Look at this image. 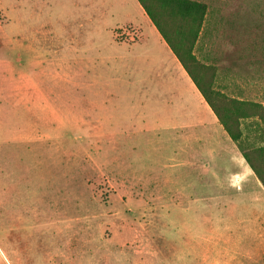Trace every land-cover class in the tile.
Segmentation results:
<instances>
[{
    "label": "rangeland",
    "instance_id": "obj_1",
    "mask_svg": "<svg viewBox=\"0 0 264 264\" xmlns=\"http://www.w3.org/2000/svg\"><path fill=\"white\" fill-rule=\"evenodd\" d=\"M199 1L194 55L214 89L264 103V0ZM142 17L136 0H0V264H151L166 237L140 200L215 198L214 227L236 203L252 238L264 223V190L219 123L149 103Z\"/></svg>",
    "mask_w": 264,
    "mask_h": 264
},
{
    "label": "crops",
    "instance_id": "obj_2",
    "mask_svg": "<svg viewBox=\"0 0 264 264\" xmlns=\"http://www.w3.org/2000/svg\"><path fill=\"white\" fill-rule=\"evenodd\" d=\"M144 16L147 18L146 20L150 22L143 11L142 19ZM127 24L131 23L127 22ZM149 24L151 25H148V30L152 37H140L137 40L134 39V43H132V46H137L142 42L146 44V42L150 41L152 45L151 50L148 51V53L151 54L147 56L144 61L147 75L144 78L141 74L138 76L144 86H146V84L150 86L148 93L149 103L151 105L155 104L156 108L165 109L169 113L174 111L173 114L177 118L175 124L177 125H183V122L187 120L188 117L192 118V124L205 127L208 122L212 124L217 122L212 111L164 40L158 34L155 27L151 22ZM137 26H139V24H137ZM199 40L200 36L194 45L193 54L196 56L200 53ZM132 52L136 53V50H132ZM140 61L138 62L140 63ZM138 71H140L139 67ZM168 116L170 117V115ZM250 122L252 123L253 120H250ZM223 153H225V151L220 150L218 152L219 155H223ZM243 162H245L244 159L243 161L240 159V164H242L241 169L246 177L250 178L251 176H254L246 162ZM234 177L240 178L236 175ZM255 182L260 188H262L256 177ZM216 183L221 184L220 179H218ZM242 200L243 199H240L238 202H241ZM260 200L261 202H264L263 194L260 196ZM138 202H147L146 205L150 206L148 211H143V214L140 213L144 216L148 213V216L152 218L148 222H144L146 223L147 228L150 230H163L166 237L165 247L162 251L157 252L161 254L165 253L164 256L152 259L151 264L264 263V223H262L259 229L256 230V235V231L253 233L252 238L249 223H241L237 218L238 210L236 208V203L233 204L231 210L226 212V221L222 224H216L214 227L210 219L213 216L215 207L220 206V200L215 198H170L164 200H140ZM244 212L246 214V209ZM207 233L212 238L208 239L205 244L196 241L189 244L187 241L190 237L188 236L189 234L192 235L193 238H196L197 235H199V237L200 235L206 237ZM184 238H186V241H183ZM124 264L126 263L124 262Z\"/></svg>",
    "mask_w": 264,
    "mask_h": 264
},
{
    "label": "trees",
    "instance_id": "obj_3",
    "mask_svg": "<svg viewBox=\"0 0 264 264\" xmlns=\"http://www.w3.org/2000/svg\"><path fill=\"white\" fill-rule=\"evenodd\" d=\"M136 1L264 190V104L230 98L216 91V68L203 64L193 54L203 28L206 5L199 0ZM245 120H253L259 144L247 139L244 132L247 127L242 125Z\"/></svg>",
    "mask_w": 264,
    "mask_h": 264
}]
</instances>
